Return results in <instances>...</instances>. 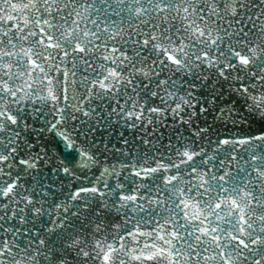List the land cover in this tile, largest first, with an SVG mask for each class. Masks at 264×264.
<instances>
[{"label": "water", "instance_id": "obj_1", "mask_svg": "<svg viewBox=\"0 0 264 264\" xmlns=\"http://www.w3.org/2000/svg\"><path fill=\"white\" fill-rule=\"evenodd\" d=\"M0 33V264H264V0H5ZM200 180L220 247L161 231Z\"/></svg>", "mask_w": 264, "mask_h": 264}, {"label": "snow or ice", "instance_id": "obj_2", "mask_svg": "<svg viewBox=\"0 0 264 264\" xmlns=\"http://www.w3.org/2000/svg\"><path fill=\"white\" fill-rule=\"evenodd\" d=\"M25 2H27V0H25ZM226 2L227 0H222V3ZM0 7H5V0H0ZM46 27L48 35H45L44 27H38V31L33 37V41L38 45V49L34 51L33 56L28 57V59L31 61L29 67L31 69H34L32 75L36 76L37 78L53 74L51 73V71L47 70L51 67L50 63L48 62L49 57L42 54L44 51L51 48V44L45 43L44 41H47L51 38L53 29L51 26ZM0 35L3 34L0 33ZM202 37L203 33L193 35L192 37H189L187 44L179 43L178 40L177 43L179 44L180 49V51L178 52V56L183 57L185 55L183 52V49L185 47L194 48L198 43L202 45L208 44L209 48H211L212 44L210 33L209 39L205 40L202 39ZM217 45L221 46L222 41H218ZM194 54L195 53L193 52V55ZM0 64H2V62H0ZM6 75L7 70L0 66V79H3ZM256 104L259 106L261 104V101L259 99H256ZM213 179L218 180L219 178ZM216 186L217 185L215 184L205 185V182L203 180H200L195 185L189 184V186L184 189L183 193L177 191L176 198L172 200L174 207L171 209L166 208L165 210L173 213L175 216L180 217L184 220L185 223L183 225L178 224L174 219H172L171 216H169L168 218H166V223L163 225L161 231L165 232L169 237H175L178 239L179 236L176 229L190 228L191 232L187 233L190 238L199 239L201 242H203L207 238L210 244H215L216 247H220L221 242L216 240V237L219 235L224 240H227L229 238L223 225L230 222V218L225 215V213L228 211V205L220 203V193L213 190ZM218 186L222 188V184H219ZM210 190L213 191L210 193ZM184 199H190L193 201L204 200L205 202L200 204V208L203 209V214H201L199 210H195L193 211L191 216L186 215L185 213L190 206L182 205L179 203ZM159 203L163 205L164 201L160 200ZM223 246L227 247L226 244ZM215 250L216 248H213V251ZM219 264H225L223 258H221Z\"/></svg>", "mask_w": 264, "mask_h": 264}]
</instances>
